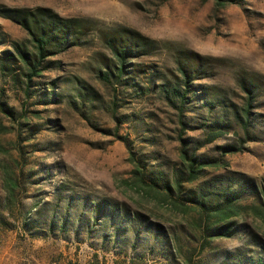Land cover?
Listing matches in <instances>:
<instances>
[{
    "label": "rangeland",
    "instance_id": "obj_1",
    "mask_svg": "<svg viewBox=\"0 0 264 264\" xmlns=\"http://www.w3.org/2000/svg\"><path fill=\"white\" fill-rule=\"evenodd\" d=\"M38 9L84 29L27 88ZM0 264H264V0H0Z\"/></svg>",
    "mask_w": 264,
    "mask_h": 264
},
{
    "label": "trees",
    "instance_id": "obj_2",
    "mask_svg": "<svg viewBox=\"0 0 264 264\" xmlns=\"http://www.w3.org/2000/svg\"><path fill=\"white\" fill-rule=\"evenodd\" d=\"M10 19L26 31L27 42L32 48L30 50L23 44L15 49L19 62H21L23 69L26 70L27 88L30 87L32 79L41 76L39 67L45 59L63 51L73 41L80 40L84 29L81 21L61 19L49 10L44 9L35 11L19 10L13 13ZM103 42H105L107 49H109L115 60V71L107 70V72L100 74L98 77L105 83H111V80H113L117 85H121L123 83V75L127 71L128 56L132 53H135V55L141 53L144 50V43L149 41L137 33L127 31L119 35L106 37ZM4 54L11 57L8 52ZM179 71L185 79V85L189 86V72L183 68L179 69ZM180 98L181 103H183V99L185 100L184 94ZM193 165H190V169L192 170L191 173L195 174ZM190 177L193 178L192 176ZM238 215V211L231 206L224 208V210L216 207L211 214L214 218V223L217 225L225 223L230 218Z\"/></svg>",
    "mask_w": 264,
    "mask_h": 264
}]
</instances>
